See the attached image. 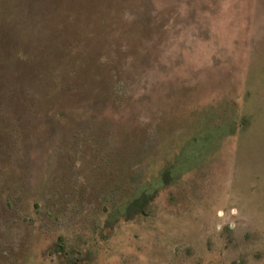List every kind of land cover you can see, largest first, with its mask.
Masks as SVG:
<instances>
[{"label":"rangeland","instance_id":"obj_1","mask_svg":"<svg viewBox=\"0 0 264 264\" xmlns=\"http://www.w3.org/2000/svg\"><path fill=\"white\" fill-rule=\"evenodd\" d=\"M0 264H264V0H0Z\"/></svg>","mask_w":264,"mask_h":264},{"label":"trees","instance_id":"obj_2","mask_svg":"<svg viewBox=\"0 0 264 264\" xmlns=\"http://www.w3.org/2000/svg\"><path fill=\"white\" fill-rule=\"evenodd\" d=\"M145 198V197H144ZM143 197L135 199L128 207L129 215L133 216L140 212H142L144 207V199Z\"/></svg>","mask_w":264,"mask_h":264}]
</instances>
